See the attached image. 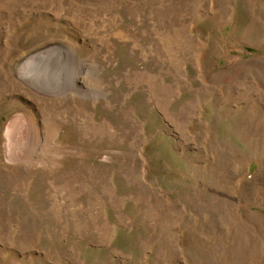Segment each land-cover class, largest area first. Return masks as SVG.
Instances as JSON below:
<instances>
[{
    "label": "rangeland",
    "instance_id": "374dc122",
    "mask_svg": "<svg viewBox=\"0 0 264 264\" xmlns=\"http://www.w3.org/2000/svg\"><path fill=\"white\" fill-rule=\"evenodd\" d=\"M0 264H264V0H0Z\"/></svg>",
    "mask_w": 264,
    "mask_h": 264
},
{
    "label": "bare ground",
    "instance_id": "6f19581e",
    "mask_svg": "<svg viewBox=\"0 0 264 264\" xmlns=\"http://www.w3.org/2000/svg\"><path fill=\"white\" fill-rule=\"evenodd\" d=\"M26 71V70H25Z\"/></svg>",
    "mask_w": 264,
    "mask_h": 264
}]
</instances>
